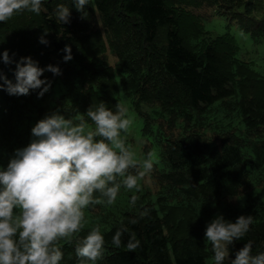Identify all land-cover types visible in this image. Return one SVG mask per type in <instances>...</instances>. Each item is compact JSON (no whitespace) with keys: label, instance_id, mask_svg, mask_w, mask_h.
I'll use <instances>...</instances> for the list:
<instances>
[{"label":"trees","instance_id":"1","mask_svg":"<svg viewBox=\"0 0 264 264\" xmlns=\"http://www.w3.org/2000/svg\"><path fill=\"white\" fill-rule=\"evenodd\" d=\"M189 1L88 0L83 16L72 0H44L39 15L25 10L0 23V50L10 54L33 53L34 37L49 30L45 49L62 60V106L70 108L62 109L64 114L86 113L101 101L115 111L117 93L124 92L143 119L150 145L160 150L151 173L155 189L141 180L140 191L121 187L120 201L90 206L93 217L78 235L100 225L105 246L97 264H214L205 230L218 213L233 222L253 216L245 238L230 246L231 259L249 240L253 254L264 251V77L236 56L228 34L204 37L199 17L188 29L181 25L177 4ZM60 3L70 8L69 23L49 19ZM239 26L255 43L264 38V20L253 28ZM65 45L72 48L68 62L61 51ZM107 51L116 57L113 64ZM13 64L0 68L15 81ZM41 79L51 81L49 92L60 83L50 71ZM39 91L14 96L5 109H13L19 122L22 109L38 108ZM6 94L0 90L4 99ZM141 104L149 111L141 113ZM165 126L172 127L169 134ZM207 129L212 137H206ZM242 187L250 189L244 194ZM98 208L109 211L99 216ZM144 209L150 213L140 218ZM121 223L130 231L116 247L111 241ZM130 232L140 241L135 252L126 247ZM75 239L60 242V264H78Z\"/></svg>","mask_w":264,"mask_h":264},{"label":"clouds","instance_id":"2","mask_svg":"<svg viewBox=\"0 0 264 264\" xmlns=\"http://www.w3.org/2000/svg\"><path fill=\"white\" fill-rule=\"evenodd\" d=\"M44 0H0V23L7 22L25 10L39 15ZM83 16L88 0H72ZM58 24L70 22L71 11L57 5L49 19ZM44 28L39 42L50 45ZM63 59H73L72 48L65 45ZM10 50L0 52V64L15 63V81L0 68V90L11 96H24L39 89L38 98L51 88V81L41 79L45 71L61 75L58 66L41 68L31 57L15 60ZM133 119L125 103L117 102L115 111L101 101L86 113L66 117L59 110L46 114L32 128L30 143L17 149L7 164L0 168V264H60L64 253L62 240L71 241L82 228L84 209L95 205H112L121 187L140 191L141 180L153 169L155 153L136 159V152L126 142ZM138 197L131 196L135 205ZM150 209H144L140 218ZM137 224L138 219H130ZM253 224L252 215H240L233 222L217 214L206 225L205 239L211 243L214 264H264V251L253 254V242L247 241L230 258V246L243 240ZM129 228L121 226L111 243L120 247ZM78 264H97L103 258L105 237L100 225L83 238L75 239ZM140 246L135 232H130L126 247L130 252Z\"/></svg>","mask_w":264,"mask_h":264},{"label":"rangeland","instance_id":"3","mask_svg":"<svg viewBox=\"0 0 264 264\" xmlns=\"http://www.w3.org/2000/svg\"><path fill=\"white\" fill-rule=\"evenodd\" d=\"M177 7L180 12V18L182 20L181 25L183 27L188 29L190 24L197 21L199 17L204 28V37L213 38L223 33L228 34L232 37L236 45V56L242 62L248 64L253 72L264 77V38L260 42L255 43L250 34L242 30L239 26L240 24L241 26L253 28L262 25V21L264 20V0H191L189 2L178 3ZM42 33L43 32H41V34ZM41 34L34 37V52L23 55L16 54L15 60L18 61L21 57H34L33 60L37 61L41 68H46L48 65L52 64L53 66H58L62 72V60L56 55L51 56L50 53H52V51H47L45 49L47 45L39 42ZM46 39L48 38L46 37ZM106 55L109 63L113 64L116 57L109 51L106 52ZM12 67L15 69V63ZM46 72L48 71H45V73ZM57 78H59L57 81H60V83H55L54 85L56 92L48 91V93L43 96V100L35 103L38 107L37 109H22L19 122L14 120L13 109H5L7 105H11L14 102V96L8 93L6 94V99L0 96V168H6L15 151L30 143L33 138L31 132L32 128L46 114L59 110L60 113L66 117H71L69 114H64L62 111V109L70 108L62 106V74L57 75ZM117 97L120 102L125 103L129 110V115L133 119V124L130 126L128 133H122V136L126 135V142L130 144L136 152V159L142 160L146 158L147 153L151 151L155 153V162L159 161L160 150L158 151L156 148L157 145H150V138L146 137V134L143 132V119L137 114L131 97L124 92L117 93ZM148 106L141 104V113L149 111ZM211 109L234 108L212 107ZM156 121L159 122L161 119L158 118ZM170 129H172V127L165 126L167 134H169ZM177 132V130H173L174 134ZM205 135L206 137H212L214 134L207 129ZM144 149H147V151L145 152ZM142 182L145 186H151L155 189L156 178L154 175L151 176L150 174L142 180ZM249 189L242 187L241 193ZM233 198L234 197L227 198L226 200L231 202ZM117 201H120V199H117ZM98 209L99 210H95L94 213L99 216H104V212L109 211L106 208ZM90 210L91 207L84 209L85 220L82 222V226H86V222L92 219L93 214ZM234 219L236 220V218ZM79 233L75 234V238H80L78 235ZM210 247L212 248L211 243ZM231 257L232 254L230 253V258Z\"/></svg>","mask_w":264,"mask_h":264}]
</instances>
